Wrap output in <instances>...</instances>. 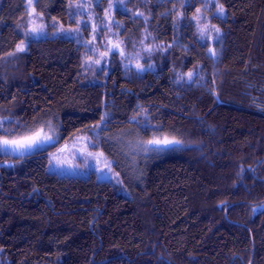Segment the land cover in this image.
<instances>
[{
	"label": "trees",
	"instance_id": "1",
	"mask_svg": "<svg viewBox=\"0 0 264 264\" xmlns=\"http://www.w3.org/2000/svg\"><path fill=\"white\" fill-rule=\"evenodd\" d=\"M128 6L116 36L140 62L99 67L72 39L30 38L25 0H0V140L54 137L0 151V264H264V0ZM33 7L71 13L70 0ZM197 9L220 29L212 44ZM75 137L122 186L47 170ZM165 138L180 143H148Z\"/></svg>",
	"mask_w": 264,
	"mask_h": 264
},
{
	"label": "rangeland",
	"instance_id": "2",
	"mask_svg": "<svg viewBox=\"0 0 264 264\" xmlns=\"http://www.w3.org/2000/svg\"><path fill=\"white\" fill-rule=\"evenodd\" d=\"M34 1L32 0L31 5L33 9ZM128 2L129 0H70L71 13L66 24L56 18L46 19L35 11L32 16L29 15V37L33 39L46 37L72 39L82 44L85 50L89 51L90 55L94 57H92L93 60L100 61L99 67L104 65L109 54H117L129 65H138L140 62L139 57L126 53L124 45L116 36L120 27L119 21L123 19L121 15L127 14L129 11ZM25 3L28 8V0H25ZM109 5H112V7H109ZM208 13L201 14L196 21L197 25L199 24V30L200 27H206L207 29L201 39L208 40L212 44L217 37L214 28L209 27L208 21L205 20ZM32 27H42L43 31L32 33L30 31ZM21 43H23L25 51L27 42L23 40L18 45ZM110 49L111 51H109ZM211 50L212 53L213 49ZM90 144L91 141L86 137H75L67 140L49 154L47 170L58 176H76L80 178H87L93 173L97 180L109 181L122 186L118 174L112 168V161L106 158L101 151L92 150ZM48 145L50 144L42 143L38 147H33L24 152L23 155L41 151ZM0 151L16 157L21 156L20 152L12 151L11 145L8 146L7 151L0 145ZM123 193L129 195L127 191H123Z\"/></svg>",
	"mask_w": 264,
	"mask_h": 264
},
{
	"label": "snow or ice",
	"instance_id": "3",
	"mask_svg": "<svg viewBox=\"0 0 264 264\" xmlns=\"http://www.w3.org/2000/svg\"><path fill=\"white\" fill-rule=\"evenodd\" d=\"M209 3L212 2V0H208ZM32 5V0H28V8L30 9L29 11V15L32 16V14L35 12V9H33L31 7ZM207 7V4L205 5ZM109 7H112V5H109ZM201 10L197 9V17H194L195 19H199V14H200ZM224 14V7L222 4H218L217 5V16ZM214 27V26H213ZM206 27L205 28H200V33L201 36L203 37L204 32L206 31ZM215 32L217 33V35H219L220 29L219 28H215L214 27ZM30 31L32 33H36V32H41L43 31L42 27H32L30 29ZM118 46V45H117ZM17 50L18 51H24V46L23 43H21L20 45L17 46ZM150 50V49H149ZM111 51V49L109 50ZM209 51H212L211 49ZM97 64L100 63L99 60L95 61ZM189 80L192 79L193 73H189ZM101 119L103 120L104 117H101ZM97 127H99V125H97ZM51 125H49V131H51ZM54 139L53 136H49L46 132H44V129L41 128L39 131H36L35 133L31 134V135H26L23 136L19 139H3L0 140V145L3 146V149L5 151H7L8 146H12V151L13 152H20L21 155H23L24 152L28 151L29 149L33 148V147H38L40 144L42 143H51L52 140ZM149 144H155V145H172V144H179L180 141L178 140H169L167 138L165 139H154L148 142Z\"/></svg>",
	"mask_w": 264,
	"mask_h": 264
}]
</instances>
